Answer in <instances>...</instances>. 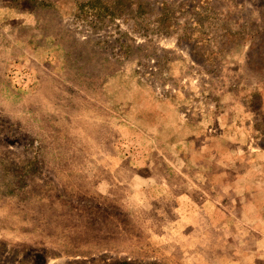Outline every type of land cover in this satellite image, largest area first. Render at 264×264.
Segmentation results:
<instances>
[{
  "label": "rangeland",
  "instance_id": "374dc122",
  "mask_svg": "<svg viewBox=\"0 0 264 264\" xmlns=\"http://www.w3.org/2000/svg\"><path fill=\"white\" fill-rule=\"evenodd\" d=\"M0 0V264H264V0Z\"/></svg>",
  "mask_w": 264,
  "mask_h": 264
},
{
  "label": "trees",
  "instance_id": "16d2710c",
  "mask_svg": "<svg viewBox=\"0 0 264 264\" xmlns=\"http://www.w3.org/2000/svg\"><path fill=\"white\" fill-rule=\"evenodd\" d=\"M87 4L91 7L94 8L96 5H102L101 0H90L87 2Z\"/></svg>",
  "mask_w": 264,
  "mask_h": 264
}]
</instances>
